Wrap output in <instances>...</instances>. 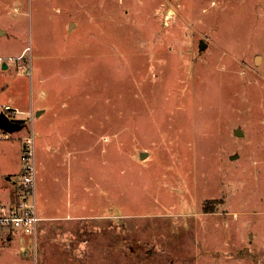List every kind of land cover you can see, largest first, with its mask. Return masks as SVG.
Instances as JSON below:
<instances>
[{
	"label": "rangeland",
	"instance_id": "obj_1",
	"mask_svg": "<svg viewBox=\"0 0 264 264\" xmlns=\"http://www.w3.org/2000/svg\"><path fill=\"white\" fill-rule=\"evenodd\" d=\"M0 57L52 215L0 264H264V0H0Z\"/></svg>",
	"mask_w": 264,
	"mask_h": 264
},
{
	"label": "built area",
	"instance_id": "obj_2",
	"mask_svg": "<svg viewBox=\"0 0 264 264\" xmlns=\"http://www.w3.org/2000/svg\"><path fill=\"white\" fill-rule=\"evenodd\" d=\"M2 58L0 57V64ZM5 113L10 118L16 119L21 112L16 106L4 105ZM33 119V113H30ZM9 136V134H6ZM23 174L21 176L22 194L19 196L14 207L9 211L0 212V226L23 228L34 237V245L37 246L38 233L41 217L38 214L36 199V172H35V143L33 137H27L22 152Z\"/></svg>",
	"mask_w": 264,
	"mask_h": 264
},
{
	"label": "crops",
	"instance_id": "obj_3",
	"mask_svg": "<svg viewBox=\"0 0 264 264\" xmlns=\"http://www.w3.org/2000/svg\"><path fill=\"white\" fill-rule=\"evenodd\" d=\"M9 66L10 65L8 63V67ZM6 104H11L13 106L18 107L19 109L23 108V110L21 109V112L16 115V119H14V118H10V116H8L5 113L3 107H0V116L2 114H5L11 122L18 124L19 126L17 129L18 131L22 130V128L25 125V122L29 118L27 116H20V115L21 114L26 115L27 111H29V106L27 107L20 106L16 102H13V100L8 101L7 103H5V105ZM41 113L42 110H39L37 116H39ZM0 128L2 127L0 126ZM2 130L4 131L5 129L2 128ZM3 151H5V149ZM19 156H22V152H20ZM0 159L2 160V162L0 163V212H2L4 210L9 211L10 209H12L15 203L17 202L19 196L22 194L21 176L23 174L22 173L23 165L21 164L20 167L18 166L12 168V165L10 167L8 166L6 155L0 156ZM42 211L44 210L39 211V207H38V214L41 218L52 216L50 215V213L42 212ZM41 221H43V219H41ZM41 221L40 224L42 223ZM39 229H41V225L39 226Z\"/></svg>",
	"mask_w": 264,
	"mask_h": 264
},
{
	"label": "water",
	"instance_id": "obj_4",
	"mask_svg": "<svg viewBox=\"0 0 264 264\" xmlns=\"http://www.w3.org/2000/svg\"><path fill=\"white\" fill-rule=\"evenodd\" d=\"M8 67V63L7 62H4L3 63V68H7ZM0 126L4 129H8V128H11L13 126H15L16 128L19 127L18 124L16 123H13L11 122L7 116L5 114H2L0 116ZM12 129H15V128H12Z\"/></svg>",
	"mask_w": 264,
	"mask_h": 264
}]
</instances>
